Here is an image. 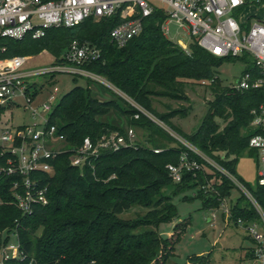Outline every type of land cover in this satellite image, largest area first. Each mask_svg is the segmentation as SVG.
<instances>
[{
	"label": "trees",
	"instance_id": "obj_1",
	"mask_svg": "<svg viewBox=\"0 0 264 264\" xmlns=\"http://www.w3.org/2000/svg\"><path fill=\"white\" fill-rule=\"evenodd\" d=\"M166 19L164 11L154 10L145 19L142 32L119 47L110 40V31L121 22L119 15L99 20L91 17L75 27L47 28L39 39L30 36L22 40L2 39L0 44L7 48L0 58L33 57L47 51L56 63L64 64L61 57L73 41L96 46L101 57L84 63L83 69L104 78L246 185L236 166L239 156L250 149V138L256 133L243 131L251 127L253 112L264 107V89L223 86L217 69L224 62L242 60L246 67L241 78L250 73L254 80L260 76L255 60L248 53L217 57L195 42L188 53L164 34L162 25ZM250 25L242 28L248 30ZM187 82H208L213 95L202 125L192 134L184 133L172 121L186 116L188 108L166 104L165 112H159L154 106L159 98L188 102ZM104 87L113 94L112 99L103 101L90 85H76L61 95L50 114L49 124L57 127L65 142L64 151L51 161L53 170L40 173L41 182L48 187L47 205L23 213L15 204V176H0V244L3 234L5 244L15 234L20 251L18 257L9 258L4 264H166L191 224V219L179 222L167 238L158 231L162 224L178 217L177 207L164 193L173 185L175 193L196 190V198L201 199L205 209L217 210L226 200L230 221L236 225L239 220L245 224L259 220L242 193L232 199L237 187L228 176L192 152L152 117ZM4 111L0 107V114ZM112 113L127 119V129L103 120ZM217 119L223 122V127ZM135 127L146 130V145L134 143L117 151L100 150L84 166H72L71 157L85 138L96 144L111 133L126 137L128 130ZM183 154L196 160L201 168L184 170L182 180L174 182L167 166L178 165ZM249 189L264 211V186L258 184L256 189ZM133 206L149 211L136 220L119 217ZM248 256L251 257V252ZM189 262L210 264L209 257L198 255Z\"/></svg>",
	"mask_w": 264,
	"mask_h": 264
},
{
	"label": "built area",
	"instance_id": "obj_2",
	"mask_svg": "<svg viewBox=\"0 0 264 264\" xmlns=\"http://www.w3.org/2000/svg\"><path fill=\"white\" fill-rule=\"evenodd\" d=\"M248 1L0 0V41L22 40L29 36L39 39L45 35L47 28L61 26L70 28L91 17L99 20L119 15L121 22L110 31V40L123 47L142 32L145 19L151 16L154 10L160 9L167 16L162 25L165 35L169 32V24L175 23L190 36L192 42L217 57L250 54L255 60L260 76L253 80L252 75L246 73L237 81L235 87L248 89L253 86L264 89V23L253 22L248 30H245L235 16ZM6 48L0 44V53L6 52ZM100 57V49L96 46L73 41L64 55V64L55 63L50 67L27 73L22 68L32 56L0 58V107L14 108L17 106L15 100L22 99L25 109L31 111L33 120L43 119V122L34 121L13 128L0 126V176H15L13 184L15 204L25 214L31 213L35 206H45L49 203L48 187L41 182L40 173H49L53 170L51 161L64 151L62 149L65 142L64 135L58 133L57 127L49 124L50 114L61 98L60 88L54 85L49 91L48 99L36 104V97L38 98L44 91L45 84L29 83L28 77L56 73L80 75L101 82L119 94L118 91H121L104 78L81 67L84 63L96 61ZM119 95L149 115L124 93ZM253 113L251 126L255 128L256 133L250 138L249 148L257 152L258 184L264 186V107ZM136 117L138 118V115ZM134 135V130L130 128L126 137L111 133L102 136L96 144L87 137L72 155L71 164L75 167L84 166L91 158L97 157L100 150L117 151L122 147L133 146ZM182 140L181 142L192 152L228 176L258 213L262 224L261 230L256 221L245 224L239 220L238 223L250 234L254 242V247L250 251L253 263L264 264V211L251 190L196 147ZM167 168L172 180L180 182L184 170L194 171L201 166L196 160H189L187 154H183L178 165L169 164ZM220 208L230 220V206L226 200L222 201ZM212 220H216L215 213H212L209 219ZM10 252L20 255L19 245L0 247V264L17 256H11Z\"/></svg>",
	"mask_w": 264,
	"mask_h": 264
},
{
	"label": "rangeland",
	"instance_id": "obj_3",
	"mask_svg": "<svg viewBox=\"0 0 264 264\" xmlns=\"http://www.w3.org/2000/svg\"><path fill=\"white\" fill-rule=\"evenodd\" d=\"M167 38L176 44H179L185 51H190L192 39L175 23L169 24V32ZM183 44V45H182ZM55 60L49 53L30 58L22 70L31 72L40 68L50 67L55 64ZM246 64L242 60L224 62L217 69V77L223 86H234L241 78ZM77 78V81H74ZM95 81V80H94ZM29 83L45 84L44 91L36 97L35 103L40 104L48 99L49 91L54 85L60 88V96L70 91L76 85L87 87L90 85L94 94L103 101L113 98V94L105 89V84L95 81L89 82L87 77L80 75H72L69 73H56L45 75H32L28 77ZM208 82L191 83L185 85V93L189 98L188 102L171 100L168 98L155 99L154 106L159 112H165V105L169 104L173 108H188L187 115L184 117H176L172 121L184 133L192 134L199 129L202 122L208 113V102L213 99ZM119 94H122L118 91ZM16 107H6L0 119L2 127H18L22 124L33 123L34 121L43 122L42 118L33 120L31 111L26 110L22 99L15 100ZM161 126L166 128L172 135L182 140L175 132L160 122L158 119L148 113ZM116 124H120L127 129V119L112 113L110 116L103 118ZM217 122L223 127V122L217 119ZM134 137L132 138L135 144L146 145V130L140 127L134 128ZM245 134L255 132L254 127H249L243 131ZM183 141V140H182ZM184 142V141H183ZM224 156L223 153L220 154ZM238 176L252 189L258 186V156L256 151L246 150L240 156L236 166ZM175 186H170L164 190L165 195L171 197V201L177 207L178 217L171 223H164L158 228L160 235L163 238L169 237L173 233L174 227L179 222H184L186 219H191V224L187 226L185 233L181 237V241L176 245V251L170 257L166 264H194L189 262L190 258L198 255L209 257L210 264H254L248 254L254 247V242L250 234L241 226L234 224L222 208L205 209L202 201L196 198L197 191L194 189H186L182 192L175 193ZM241 196L239 190L234 189L232 199ZM149 209L140 206H133L128 211L123 212L119 217L125 220H136L144 217ZM212 213H215L216 220L209 221ZM261 230L262 224L256 221ZM6 234L1 236V247L10 245H18L17 236L10 235L7 244L4 243ZM10 255H19L10 252ZM1 260V256H0Z\"/></svg>",
	"mask_w": 264,
	"mask_h": 264
},
{
	"label": "crops",
	"instance_id": "obj_4",
	"mask_svg": "<svg viewBox=\"0 0 264 264\" xmlns=\"http://www.w3.org/2000/svg\"><path fill=\"white\" fill-rule=\"evenodd\" d=\"M235 16L244 26L256 21L264 23V0H249L236 12Z\"/></svg>",
	"mask_w": 264,
	"mask_h": 264
},
{
	"label": "water",
	"instance_id": "obj_5",
	"mask_svg": "<svg viewBox=\"0 0 264 264\" xmlns=\"http://www.w3.org/2000/svg\"><path fill=\"white\" fill-rule=\"evenodd\" d=\"M66 51H67V50H66ZM66 51L63 53V55H62L61 59H64V55H65Z\"/></svg>",
	"mask_w": 264,
	"mask_h": 264
}]
</instances>
